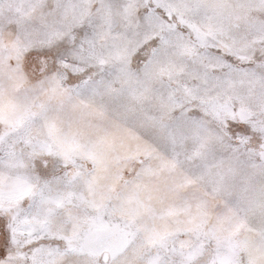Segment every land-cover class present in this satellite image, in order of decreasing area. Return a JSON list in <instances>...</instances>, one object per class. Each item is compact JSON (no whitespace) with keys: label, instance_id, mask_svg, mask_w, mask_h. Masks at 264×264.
Instances as JSON below:
<instances>
[{"label":"snow or ice","instance_id":"1","mask_svg":"<svg viewBox=\"0 0 264 264\" xmlns=\"http://www.w3.org/2000/svg\"><path fill=\"white\" fill-rule=\"evenodd\" d=\"M0 264H264V0H0Z\"/></svg>","mask_w":264,"mask_h":264}]
</instances>
